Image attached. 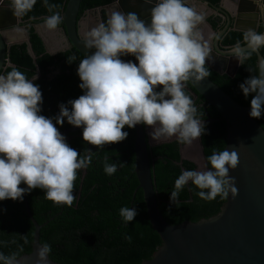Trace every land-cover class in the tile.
I'll return each mask as SVG.
<instances>
[{
    "label": "clouds",
    "instance_id": "obj_1",
    "mask_svg": "<svg viewBox=\"0 0 264 264\" xmlns=\"http://www.w3.org/2000/svg\"><path fill=\"white\" fill-rule=\"evenodd\" d=\"M35 3L12 0L11 8L15 16H23ZM44 3L52 14L44 18L43 27L54 31L64 17L53 12L57 5L48 0ZM204 19V14L185 0H155L147 24L135 12L112 11L106 22L86 34L84 47L95 51L81 59L77 68L83 94L68 101L71 110L59 105L55 123L40 114L43 96L34 80L15 68L0 74V201L22 200L39 188L54 204L73 205L78 172L89 167L94 152L87 149L82 157L68 145L57 127L65 119L69 125L82 128L83 141L97 149L122 142L128 136L125 127L138 124L151 127L150 136L156 142L172 137L187 145L198 141L205 125L197 118V107L186 86L211 74L206 63L212 59V46L199 29ZM243 41L245 46L237 41L231 49L240 65L264 48V33L248 29ZM123 56H133L136 62H126ZM75 59L68 57V62ZM257 68L258 74L239 85L245 97L252 95L249 116L254 119L264 112V57L258 60ZM207 159V170H184L178 176L170 192L173 204L189 182L205 201L217 196L228 199L229 193L233 198L238 195L235 177L229 175L230 169L239 166L237 151L225 148ZM107 161L105 157L103 170L111 176L118 165ZM119 215L127 225L137 211L122 207ZM126 239L131 241L130 236ZM50 252L51 246L43 244L36 253L37 264H47ZM16 260V253L0 252V264H16Z\"/></svg>",
    "mask_w": 264,
    "mask_h": 264
},
{
    "label": "trees",
    "instance_id": "obj_2",
    "mask_svg": "<svg viewBox=\"0 0 264 264\" xmlns=\"http://www.w3.org/2000/svg\"><path fill=\"white\" fill-rule=\"evenodd\" d=\"M7 1V0H5ZM115 0H80L77 19L85 11L103 7ZM49 4L58 7L53 12L64 8L66 0H48ZM44 0H36L32 10L19 16L21 23L31 21L28 28V43L31 54L27 52L25 43L11 44L8 47V65L2 74L13 68L23 72L28 79L34 80L42 92L41 115L53 118L59 114V105L83 94L79 88L77 75L79 62L83 57L74 49L50 55L44 51L42 42L34 32L33 25L44 21L51 15ZM101 22H106L104 10L100 12ZM211 27L221 30L223 23L218 18L211 19ZM61 27V24L58 26ZM95 50V49H94ZM75 56L71 63L68 57ZM126 62L135 61L133 56H123ZM208 68V67H207ZM248 69H252L250 72ZM207 77L231 100L242 107L250 105L252 95L245 97L239 88L247 78L258 74L255 59L250 57L243 65L238 64L230 77L219 74L211 69ZM188 84H187V86ZM197 107V118L203 119L205 133L200 137L203 157L209 166L207 157L214 152L222 151L225 142V124L219 114L200 96ZM59 131L72 127L65 122L57 125ZM128 132L125 140L117 144L105 145L97 149L82 139V128L67 136L68 145L83 157L86 150L94 152L92 162L87 169L78 172L74 195L76 200L71 207L56 205L47 200L42 189H34L24 195L28 210L40 227L38 240L41 245L51 246L48 258L59 264H139L148 260L160 245L157 234L151 228L142 192L137 188L133 173V129L125 127ZM183 144L176 140L161 142L147 147L149 168L153 190L158 200V210L163 220L169 225H177L183 221L195 222L207 218L219 210L225 199L217 196L214 200L205 201L196 193L199 191L189 182L179 193L178 202L170 201V192L174 182L184 170H194L190 161L181 159L179 149ZM108 163H117V171L111 176L103 170L104 158ZM120 163H123L120 166ZM21 187H26L21 184ZM122 207L135 208L137 215L134 220L123 222L119 215ZM32 225L23 208V201L6 199L0 201V252L5 255L17 254V257L30 251ZM130 236L131 241L126 237ZM27 241V242H25ZM22 249V250H21Z\"/></svg>",
    "mask_w": 264,
    "mask_h": 264
},
{
    "label": "water",
    "instance_id": "obj_3",
    "mask_svg": "<svg viewBox=\"0 0 264 264\" xmlns=\"http://www.w3.org/2000/svg\"><path fill=\"white\" fill-rule=\"evenodd\" d=\"M0 1L3 3L5 0ZM79 1L66 0L61 12L64 19L59 30L64 47L59 50L50 51L44 42L40 32L44 21L33 25L34 32L40 38L46 53L53 55L74 49L84 58L95 51L84 47L85 41L80 38L77 29ZM131 1L136 4L134 7L129 5ZM185 2L197 11L198 8H203L223 19L224 26L215 34L213 48L224 60L231 61V66L225 67L224 73L231 77L239 64L231 55L232 47L237 41L245 46L243 33L248 29L264 33V0H185ZM154 3L155 0L153 3H146L145 0H115L94 10L101 21V10L118 5L123 10L125 7L127 13H137L147 24L150 23V9ZM11 7L2 4L0 9V74L8 65L9 45L25 43L27 52L31 54L27 35L31 21L27 22L26 27L21 26L20 17L14 15ZM203 23L211 30L205 21ZM18 29L21 31L22 40L8 42L7 37ZM251 57L255 59L257 67L258 60L264 57V48ZM188 86L186 91L194 97L200 96L219 114L225 124L222 151L225 148L229 151L236 150L240 158L239 166L235 170H229V175L235 177L238 195L233 198L229 193L228 199L224 200L217 213L210 217L195 222L183 221L177 225L167 224L158 210L147 154V147L158 143L149 144L144 125H136L132 128L133 173L137 188L142 192L149 224L160 240V245L150 258L139 264H264V112L259 119L251 118L250 105L239 106L207 77L198 84L189 82ZM80 129L72 126L60 132L67 136ZM197 145L204 169L207 170L200 138ZM22 201L24 212L32 225V236L30 251L18 256L16 264H37L36 253L42 246L38 240V232L46 222L38 225L28 210L24 196ZM47 264L59 263L48 258Z\"/></svg>",
    "mask_w": 264,
    "mask_h": 264
},
{
    "label": "flooded vegetation",
    "instance_id": "obj_4",
    "mask_svg": "<svg viewBox=\"0 0 264 264\" xmlns=\"http://www.w3.org/2000/svg\"><path fill=\"white\" fill-rule=\"evenodd\" d=\"M129 3H130L129 5H130V6L132 5L133 7L136 5V4L134 3V1H131V2H129ZM1 6H2V5H1ZM1 6H0V9H1ZM110 8L113 9V10L115 9V10L123 11L124 13H127V11H128V10H125V7H124V10H123V8H120V6H118V5H114V6L110 7ZM110 8H109V9H110ZM92 10H94V9L87 10L88 12L85 11L84 14H83L79 19H77V21H78L77 29L79 30L80 38H81L83 41H85V39H86V34H87V33H88L93 27H95V26H97L99 23H101V21L99 20V17H98L99 23H98L97 21H95V22H93V23L90 22V19L88 18V13H89L90 11H92ZM198 12L204 14V16H205L204 21H205V22L210 26V28H211V30L207 29V27H205L204 23H202L201 25H199V29H200V31L202 32L203 36L205 37L206 40H208V41L210 42V44H211V46H212V53H211L212 59L209 60V61H207L206 66H207V67L209 66L210 68L216 70V71L219 72L220 74H224V73H225V67H229V66H231V61H229V60H224V58L214 50V48H213V39H214L215 34H216L218 31H220V30H216V29L212 28V27H211V24H210V22H209L211 19L218 18V23H219V24H222V23H223V26H224V21H223V19H221V18H219V17H215V16L210 15L209 13H207V11H205V9H201V10L198 9ZM105 15H106V14H105ZM106 19H107V16H106ZM42 22H43V21H40V22H38V23H42ZM38 23H36V24H38ZM26 24H27V22H26V23H21V26L26 27ZM59 28H60V27H58V28L56 29V31L59 32L60 36L62 37L61 31L59 30ZM62 41H63V40H62ZM62 45H63V47H64V42L62 43ZM93 50H94V49H93ZM209 67H208V68H209ZM210 68H209V69H210ZM186 92H187V91H186ZM187 93L190 94L189 92H187ZM190 95H191V94H190ZM191 97H192V99H193L194 104H195L196 107H198V106L201 105L200 102H198V97H197V96L194 97V96L191 95ZM144 127H145V130H146L147 128L152 129L151 127H148V126H145V125H144ZM152 130H153V129H152ZM146 137H147V134H146ZM147 141H148V137H147ZM148 143H149V142H148ZM154 144H155V143H154Z\"/></svg>",
    "mask_w": 264,
    "mask_h": 264
},
{
    "label": "rangeland",
    "instance_id": "obj_5",
    "mask_svg": "<svg viewBox=\"0 0 264 264\" xmlns=\"http://www.w3.org/2000/svg\"><path fill=\"white\" fill-rule=\"evenodd\" d=\"M114 10L111 8L110 9L108 8V9L104 10V12H105L106 16H109L111 14V12ZM88 18L90 19V22H92V23L95 21H97L99 23L98 14H97L96 10L90 11L88 13ZM40 32L42 34V38H43L44 42L46 43V45L50 51H56V50H59L60 48L63 47L62 37L60 36L59 32H57L56 30L50 31V30L46 29L45 27H42ZM21 40H22V38L20 37V38H17L15 41H21ZM152 131L153 130L150 128L146 129V134L148 137L149 144L176 140V137H172L171 139L160 140V141L156 142L150 136V133ZM179 153H180L181 159H185V160L190 161L191 163L194 164V166H195L194 170H205L203 163H202V160H201V157H200L197 141H194L191 145L183 144L179 149Z\"/></svg>",
    "mask_w": 264,
    "mask_h": 264
},
{
    "label": "crops",
    "instance_id": "obj_6",
    "mask_svg": "<svg viewBox=\"0 0 264 264\" xmlns=\"http://www.w3.org/2000/svg\"><path fill=\"white\" fill-rule=\"evenodd\" d=\"M1 2V1H0ZM5 5V6H8V7H10V6H12V0H7V1H4L3 3H0V6L1 5ZM199 10H201L200 8H198ZM203 9V8H202ZM205 11H207V13H209L210 15H212V16H215V17H218L214 12H209L208 10H205ZM107 18H108V16H107ZM21 37V31L18 29V30H16V31H14L10 36H8L7 37V40H8V42H16L15 40L17 39V38H20Z\"/></svg>",
    "mask_w": 264,
    "mask_h": 264
}]
</instances>
